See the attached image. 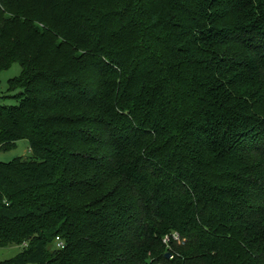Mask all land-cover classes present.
I'll list each match as a JSON object with an SVG mask.
<instances>
[{"label":"trees","instance_id":"1","mask_svg":"<svg viewBox=\"0 0 264 264\" xmlns=\"http://www.w3.org/2000/svg\"><path fill=\"white\" fill-rule=\"evenodd\" d=\"M14 62L1 264H264V0H0Z\"/></svg>","mask_w":264,"mask_h":264},{"label":"rangeland","instance_id":"2","mask_svg":"<svg viewBox=\"0 0 264 264\" xmlns=\"http://www.w3.org/2000/svg\"><path fill=\"white\" fill-rule=\"evenodd\" d=\"M22 74V66L14 62L8 69L0 72V104L13 105L17 100L13 97L17 91L9 89V80L17 78ZM32 156L30 142L26 139L19 140L9 149H0V162H10L18 157L28 158ZM22 252V247L11 245L0 247V264L13 260Z\"/></svg>","mask_w":264,"mask_h":264},{"label":"built area","instance_id":"3","mask_svg":"<svg viewBox=\"0 0 264 264\" xmlns=\"http://www.w3.org/2000/svg\"><path fill=\"white\" fill-rule=\"evenodd\" d=\"M57 241L59 242V238L57 239ZM164 242L167 245H171L172 243H179V244H185L186 243V239L177 231H173L171 233H168L165 237H164ZM59 246H63L62 242H59Z\"/></svg>","mask_w":264,"mask_h":264},{"label":"water","instance_id":"4","mask_svg":"<svg viewBox=\"0 0 264 264\" xmlns=\"http://www.w3.org/2000/svg\"><path fill=\"white\" fill-rule=\"evenodd\" d=\"M166 257H167L168 259L171 258V257H172L171 253H167V254H166Z\"/></svg>","mask_w":264,"mask_h":264}]
</instances>
